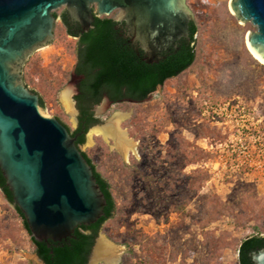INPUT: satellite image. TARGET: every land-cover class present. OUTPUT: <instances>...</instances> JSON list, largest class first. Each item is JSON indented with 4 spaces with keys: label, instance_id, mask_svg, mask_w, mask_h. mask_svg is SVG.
I'll use <instances>...</instances> for the list:
<instances>
[{
    "label": "rangeland",
    "instance_id": "1",
    "mask_svg": "<svg viewBox=\"0 0 264 264\" xmlns=\"http://www.w3.org/2000/svg\"><path fill=\"white\" fill-rule=\"evenodd\" d=\"M230 1L186 0L197 27L188 71L142 103L93 108L99 124L80 151L110 186L116 210L99 236L122 248L120 264H238L241 243L264 237V65L246 42L257 28L240 23ZM64 13L54 12V40L29 58L23 81L46 117L74 133L77 40L62 24ZM66 91L71 112L61 100ZM116 113L129 114L121 126L136 153L127 160L90 138ZM0 264H43L1 190Z\"/></svg>",
    "mask_w": 264,
    "mask_h": 264
},
{
    "label": "water",
    "instance_id": "2",
    "mask_svg": "<svg viewBox=\"0 0 264 264\" xmlns=\"http://www.w3.org/2000/svg\"><path fill=\"white\" fill-rule=\"evenodd\" d=\"M61 7L83 32L95 17L118 11L116 29L124 28L125 38L144 53L147 64L177 50L181 39L189 42L193 22L186 0H0V170L37 242L70 238L80 226L101 219L106 206L76 138L58 120L46 117L39 97L23 81L29 58L53 42L54 12ZM230 9L240 23L257 28L246 41L264 63V0H231ZM251 260L264 264V249L252 253Z\"/></svg>",
    "mask_w": 264,
    "mask_h": 264
},
{
    "label": "trees",
    "instance_id": "3",
    "mask_svg": "<svg viewBox=\"0 0 264 264\" xmlns=\"http://www.w3.org/2000/svg\"><path fill=\"white\" fill-rule=\"evenodd\" d=\"M56 17V14H54ZM62 24L68 36L78 38L76 51L75 75L82 77L79 92L74 100L79 113L78 128L74 133L65 128L71 137L76 138V146L85 142L87 132L99 124L93 114V108L98 106L104 97L113 104L128 101L144 102L150 95L163 87L168 81L181 76L188 71L196 61L195 36L197 27L194 22L189 24L190 41L181 40L177 43V50L161 55L158 63L147 64L144 53L132 47L130 40L125 38L123 28H118L111 17L94 19L89 31L83 32L79 26L70 24L67 15L61 16ZM40 106L44 103L40 99ZM93 170L94 177L104 195L106 206L104 215L95 224L80 226L74 234L62 242H37L31 237L30 230L22 212L16 207L26 232L31 237L35 253L43 264H88L95 241L102 227L113 217L116 205L110 186L96 170L92 161L82 153ZM0 190L5 199L12 205L13 197L6 180L0 170ZM258 249H264V237H251L243 241L238 249V264H253L250 254Z\"/></svg>",
    "mask_w": 264,
    "mask_h": 264
},
{
    "label": "bare ground",
    "instance_id": "4",
    "mask_svg": "<svg viewBox=\"0 0 264 264\" xmlns=\"http://www.w3.org/2000/svg\"><path fill=\"white\" fill-rule=\"evenodd\" d=\"M247 42V41H246ZM250 54L255 60L264 65V63L251 51L247 44ZM71 91H66L61 95L62 103L67 112L72 111ZM129 118L127 113H116L113 119L103 127L94 128L91 136H98L110 145L113 151L120 154L125 160L131 154L136 153V144L129 137L128 133L122 129V123ZM122 248L101 237L95 250V256L91 264H120L122 258Z\"/></svg>",
    "mask_w": 264,
    "mask_h": 264
},
{
    "label": "flooded vegetation",
    "instance_id": "5",
    "mask_svg": "<svg viewBox=\"0 0 264 264\" xmlns=\"http://www.w3.org/2000/svg\"><path fill=\"white\" fill-rule=\"evenodd\" d=\"M65 14L67 15V17H68V21L70 22V24H72V25H75V26H79L80 27V25H78V24H76V23H74L73 21H72V19H71V17L68 15V13H66L65 12ZM119 28H123V27H119ZM80 29H81V27H80ZM123 30H124V28H123ZM125 31V30H124ZM76 39V38H75ZM77 41L79 40L78 38L76 39ZM181 40H186V39H181ZM180 40V41H181ZM187 41V40H186ZM132 47L137 51L138 50V48L137 47H135V46H133L132 45ZM75 77L77 78V84H76V91H77V94H78V92H79V84H80V81H81V79H82V77H78V76H76L75 75ZM105 99H107V101L106 102H109L110 104H113L111 101H109V99L107 98V97H104V99L102 100V101H105ZM128 102H131V103H135V102H133V101H128ZM81 136V133H79L77 136H76V138H78V137H80ZM259 250V249H258ZM257 251V250H256ZM255 252V251H254ZM253 252V253H254ZM252 254V253H251ZM251 254H250V257H251Z\"/></svg>",
    "mask_w": 264,
    "mask_h": 264
}]
</instances>
